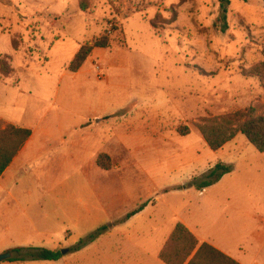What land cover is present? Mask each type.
I'll list each match as a JSON object with an SVG mask.
<instances>
[{
    "label": "rangeland",
    "instance_id": "obj_1",
    "mask_svg": "<svg viewBox=\"0 0 264 264\" xmlns=\"http://www.w3.org/2000/svg\"><path fill=\"white\" fill-rule=\"evenodd\" d=\"M81 3L87 6L86 11H82ZM227 9L228 27L222 32L219 0H2L0 74L9 80L0 85V97L4 101L0 110L17 118L39 116L48 121L57 114L73 116L78 112L80 101L89 102L101 93L109 108L136 94L137 105L133 109L138 113L148 112L151 120L154 118L152 124L160 118L168 126L167 131L177 132L183 140L181 144L200 145L197 149L202 157L200 166H205L213 162L214 156L209 157L201 148L202 136L196 130L201 119L249 107H255L258 115L264 114L261 80L243 76L244 72L264 63V2L230 0ZM105 32L111 34L112 47L95 49L88 59L95 65L92 73L86 69L82 76L76 77L68 69L75 55L82 46ZM144 85L151 88L149 99L138 95ZM82 89L86 90L80 92ZM191 94L194 98H190ZM129 108L119 116L135 113ZM186 128L190 132L195 129L194 135L183 139L179 131ZM108 129L104 125L95 130L103 135L106 132L107 138ZM167 134L170 140L172 135ZM157 144L162 145L164 141L151 138L145 145L152 148ZM235 144L242 155L250 156L248 166L237 164L229 179L220 187L210 189L206 198L212 200L225 192L245 194L246 211H235V201L231 202V208H223L224 204L220 208L200 205L203 199L195 187L165 200L180 213L194 212L201 222L206 221L203 214L210 209L215 213L210 224L207 223L212 234L229 246H241L246 264H264V160L253 156L260 153L243 135ZM50 146L60 148L59 151L66 148L58 141ZM106 149L117 148L111 142ZM53 154L58 156L57 152ZM116 154L121 159L131 156L124 150ZM101 156L108 170L101 167L100 170L87 160L77 165L56 163L43 169L44 175H39V181L47 173L56 179L54 189L49 192L54 199L53 209L49 210L53 225H40V235L34 239L38 241L27 242L23 247H45L67 253L56 262L5 264H112L106 258H99L126 256L120 253L134 236L128 225L91 238L99 228L93 223L70 224L65 201L71 199V204H75L76 198L92 192L104 195L105 199H116L118 193L123 195L119 203L122 207L116 206L111 214L118 217L126 212L125 220L142 205L152 204L154 210L164 206L160 207L161 201L154 198L139 203L140 185L135 186L136 202L128 201L120 171L112 169L108 156ZM139 156L158 163L155 169L163 179V189L186 180L197 163L193 160L180 168L178 165L182 164L171 161L168 155L164 160L166 154L156 150L141 151ZM35 171L31 173L33 176ZM207 174L196 175L189 185L194 181L200 183ZM33 189L36 204L41 202L39 213L48 214L46 186L41 181ZM155 195L162 196L160 192ZM115 219L118 224L123 218ZM76 247L81 248L74 251Z\"/></svg>",
    "mask_w": 264,
    "mask_h": 264
},
{
    "label": "crops",
    "instance_id": "obj_2",
    "mask_svg": "<svg viewBox=\"0 0 264 264\" xmlns=\"http://www.w3.org/2000/svg\"><path fill=\"white\" fill-rule=\"evenodd\" d=\"M89 62L90 60L74 75L80 77L85 73L86 69L87 73H92L95 65L94 62ZM7 80L9 78L0 74V85L5 84ZM150 89V87L144 85L143 90L141 89L138 92L139 97L143 99L151 98L152 96L148 92ZM85 90L82 89L80 92ZM140 92L143 93L139 94ZM134 95L136 94L125 100H121L117 104V107L109 108L104 94L101 93L89 102L84 99L82 102L80 101L78 112L73 116L57 114L52 116L48 121H46L47 118L39 116H22L21 118H17L16 116H9L0 110V126L2 129L10 125L32 131L31 138L6 172L0 177V254L17 248H24V245L29 244L27 242L38 241L34 239L40 235V225L44 227L53 225L49 210L53 209L54 199L50 196L49 192L55 186L56 179L54 175L47 173L41 180L48 192L49 201L47 203L44 202L48 208V214H44L45 212L39 213V204L41 202L39 200L36 204L35 201L36 195L33 186L41 182L39 181V175L46 173L43 169L54 167L56 163L59 165H77L87 160L100 169L98 159L101 155H106L111 159L112 169L120 171L119 175L125 182L123 191L125 192L124 194H127L128 201L133 199V203L136 202L135 186L140 185L139 203L151 201L154 198V200H160L161 202L158 205L160 207L164 206V208L154 210L152 204H145L146 206L140 213L125 220L126 212L120 213L118 217H114L113 213L111 214V212H115L117 209L116 206L122 207L119 203L122 201L123 195H119L118 193L115 195L116 199H105L104 195H96L92 192L80 199L76 198L75 204H71V199L65 201V204L68 206V211L66 212L67 218L70 220V224L74 226H86L88 223H93L97 226L96 228H102L111 224L110 229H117L120 225H128L131 228L130 230L133 231L134 236L128 240V243L120 253V255L125 254V257H102L99 259L106 258L112 264H164L159 258L160 253L176 225L182 223L201 244H210L237 263L246 264L241 246L227 245L223 240L216 237L215 234H212L208 228L211 220H213L212 217L215 216V213L210 209L205 210V214H203L207 222H201L194 212L180 213L171 207L173 205L169 200H165L170 195L187 193L192 190L194 187H189L188 189L181 188L187 184L189 185L190 180L195 178L196 175L209 173L218 163L232 166L233 170L237 164L247 165L250 162V156L242 155L241 151L237 150V144H235L237 141H240L241 134L217 152L211 151L203 137L201 141L198 136L199 142L201 141L202 143L201 148L203 151L207 152L209 157L211 155L214 156L213 162L200 166L202 157L199 155V150H197L200 145L194 147L181 144L183 140L179 138L177 132L175 130L167 131L168 126L166 127L162 124L160 118H157L156 121L154 120V124H152L151 122L154 118L151 120L148 112L138 113L137 110L133 109L137 105ZM190 98H194L192 94ZM130 100H134L135 103H130ZM2 102L4 101L0 97V104ZM127 108L134 110L135 113L131 112L129 116H119ZM227 113H230V111L214 115L221 116ZM128 120L130 122H126ZM104 125L109 127L107 138L105 136L106 132H102L104 133L103 135L95 130ZM194 130L191 129L190 134L182 138L194 135ZM168 132L172 135L170 140L167 138ZM75 134L78 136L68 141L67 138ZM151 138H160L164 141V144H157L158 146L152 148L150 145H145L151 141ZM57 141L61 143L62 147L66 146V148L60 151V148L58 150L55 147L52 149L50 145ZM111 142L115 144L117 149L107 151L106 148ZM118 150H124V152L131 154V156L121 159L116 154ZM152 150L165 153L164 160H167L168 155L171 161H174L176 164H182L178 165L180 168L185 167L184 165H190L193 160L197 161V163L186 180L178 182L174 186L164 187L165 189H163V179L160 177L159 171L155 169L158 163H152L146 156H139L141 151L151 152ZM55 152L58 153V156L54 154L51 156ZM262 155L254 154L253 156L262 157L264 160V154ZM33 170H36V176L31 174ZM232 173L224 176L215 185L199 192L200 198L203 199L200 205L209 207L213 205L220 208L221 204H224L223 208H231V202L235 201L236 203L233 205L235 211L239 210L240 213H242V209L246 211L245 202L247 198L245 194L225 192L215 196L212 200L206 198L210 189L223 185ZM157 192H160L162 196H156ZM242 201L244 202L243 204ZM71 207L73 208L71 209ZM115 218L123 219L117 224L118 221L115 222L114 220H117ZM141 234L143 236L142 239H140Z\"/></svg>",
    "mask_w": 264,
    "mask_h": 264
},
{
    "label": "trees",
    "instance_id": "obj_3",
    "mask_svg": "<svg viewBox=\"0 0 264 264\" xmlns=\"http://www.w3.org/2000/svg\"><path fill=\"white\" fill-rule=\"evenodd\" d=\"M2 1V0H0ZM221 7V22L224 25L222 32L227 30V12L230 0H219ZM247 2L248 0H240ZM264 2V0H262ZM82 11L87 10V6L81 3ZM118 30V28H117ZM112 47L111 34L105 32L100 36L88 42L80 48L78 53L69 65V71L76 74L91 57L93 51L97 48L109 49ZM243 76L247 79L258 78L261 80L264 90V63L252 68L249 72H244ZM196 128L203 137L208 147L213 152L223 149L228 143L233 141L238 135H243L249 144H251L258 153L264 154V114L258 115L255 107L245 108L230 114L222 116H209L201 119L196 124ZM179 134L186 137L190 134V129L180 130ZM32 131L14 126H7L2 129L0 126V177L6 172L13 160L31 138ZM104 156H100L98 166L108 170L102 164ZM233 172L232 166H226L218 163L204 178L197 183L194 181L181 189L195 187L202 192L205 189L218 183L224 176ZM146 205H142L137 210L128 215V219L140 213ZM110 229V226H104L97 230V233L91 236L103 234ZM83 246V241L80 242ZM81 247H76L74 251ZM15 257L8 262L27 263V262H56L63 256L61 251L49 250L45 248H17L12 250ZM160 260L164 264H239L210 244H201L197 238L182 223H178L162 249Z\"/></svg>",
    "mask_w": 264,
    "mask_h": 264
},
{
    "label": "water",
    "instance_id": "obj_4",
    "mask_svg": "<svg viewBox=\"0 0 264 264\" xmlns=\"http://www.w3.org/2000/svg\"><path fill=\"white\" fill-rule=\"evenodd\" d=\"M66 251H63L62 254H66ZM15 257L13 252H5L0 254V263L11 261Z\"/></svg>",
    "mask_w": 264,
    "mask_h": 264
}]
</instances>
